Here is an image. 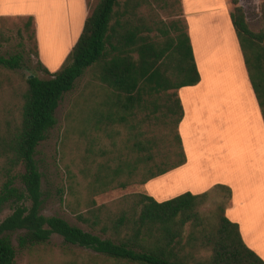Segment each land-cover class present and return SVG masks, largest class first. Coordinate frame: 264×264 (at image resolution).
<instances>
[{
	"label": "trees",
	"instance_id": "1",
	"mask_svg": "<svg viewBox=\"0 0 264 264\" xmlns=\"http://www.w3.org/2000/svg\"><path fill=\"white\" fill-rule=\"evenodd\" d=\"M260 1L264 19V0ZM230 2V22L264 123V31L251 32L240 1ZM163 4L171 10L169 22L155 17L151 8L147 15L141 13L150 5L148 0H99L58 69L50 72L39 60L50 79H26L17 119L0 126V206L9 203L12 210L0 222V264H15L16 252L5 234L17 231L24 232L18 237L22 247L47 245L56 235L64 245L85 252L92 264H264L244 244L238 225L225 216L231 199L226 186L216 184L200 194L185 192L161 202L145 193L102 205L91 198L126 188L140 173L138 183L145 185L186 163L178 133L183 118L178 91L196 86L200 76L187 24L181 20L180 0ZM32 21L26 18L25 32ZM29 38L39 57L34 31ZM22 61L20 53L0 54V68L7 71L20 69ZM89 70L96 72L103 93L90 95L85 120L94 130L102 125L111 144L101 151L104 160L84 187L87 197L78 203L82 210H71L84 230L40 213L41 173L34 155L57 123L54 114L63 95ZM151 119L170 135L164 153L157 149L155 138L144 137L142 127ZM113 123L127 130L118 142L107 131ZM73 179L70 176L67 185L71 194ZM218 191L226 205L217 207V221L209 224L199 208Z\"/></svg>",
	"mask_w": 264,
	"mask_h": 264
},
{
	"label": "rangeland",
	"instance_id": "2",
	"mask_svg": "<svg viewBox=\"0 0 264 264\" xmlns=\"http://www.w3.org/2000/svg\"><path fill=\"white\" fill-rule=\"evenodd\" d=\"M55 1L56 0L4 1L7 7L12 11H23L28 8L37 14L39 13L40 16L38 18L31 13L10 14V12L7 11L5 16L0 17V54L7 57L20 53L23 56L20 69L16 71H7L0 68V126L2 127L6 122L12 123L18 117L21 106L20 96L25 89L26 79L29 76H35L42 80L50 79V76L40 69V59L34 53V41L29 38L31 31L35 33L38 53L39 31L43 58L50 67H55L61 59L62 54L69 49L72 42L75 40L76 34L82 23L81 20H84L91 13L99 0H82L79 15V12H75V10L78 11L79 8L73 0ZM164 1L167 2V0H148L150 5L142 7L141 13L147 15L148 10L151 8L155 17L169 22L173 19L172 13L169 7L163 4ZM184 1L187 7L186 9H188L186 12L199 9L201 11V9L204 8L208 9L207 6L213 5L214 3L213 0ZM239 1L245 11L249 30L255 34L264 31V19L261 15V1ZM175 12L179 13L180 9L177 7ZM27 17H32L33 19L29 32L23 30V24ZM183 19L185 20L184 16L181 17V20ZM199 27L200 26H198V28ZM206 29L210 28L207 27ZM206 29L203 28V30ZM43 65L46 67L44 63ZM213 70V72L204 70L202 87L201 89L192 91L194 92V96L202 101L206 98H213V106H217V111L211 108L212 112L210 118L215 120L217 117L225 119L227 116L231 117L238 125H241V118L239 119L238 116L242 114L244 105L242 102H239L241 94L237 89L238 82L233 78L234 72L224 73L220 68ZM95 73L96 72L92 70L87 71L75 82L73 89L63 95L54 114L57 123L48 131L45 140L39 143L34 155V160L41 173L43 203L40 213L44 216L60 217L71 225L80 227L84 230H87L86 227L75 220L74 216L71 214V210H82L78 207V203H82L87 197L84 192V187L90 181V175L93 174L98 163L104 160V158L99 157L101 151L109 150L111 144V140L108 139L107 135L100 129L102 125H99L98 130H94L91 124L85 120L84 116L89 108L86 102L90 95L96 91L98 93L100 91L103 93V87L95 79ZM219 76L222 77V81L218 80ZM217 82L224 85L220 86ZM226 83L233 88H226ZM185 98L188 99L187 96ZM212 122V124L208 123V138H210L212 134H216L214 130V121ZM142 130L145 138L156 139L159 152L164 153L167 150L170 135L168 130L161 123L151 119L143 125ZM107 131H109L112 138L116 139L117 142L127 136L125 127L117 123L111 124ZM232 135L229 139L232 150L237 152L238 149L241 150L250 146L248 137H240L239 135L233 137ZM217 164V167L223 171V175L222 172L220 174L223 180L229 178L237 180V173L233 176L227 175L226 162L223 163L221 159ZM185 172V174L179 173L181 175H173L179 178L183 183L171 188L164 187L162 184L163 180L157 181L149 186L140 185L138 182L143 175V173H140L126 188L112 189L105 193H98L91 198L96 205H102L111 203L125 195L145 193L156 201H164L181 194L177 193V191H183L184 187L197 188L196 184L201 180L199 177V170H197L192 163ZM70 176H74L73 185L75 190L72 191V194L67 189V185L72 182ZM209 177L210 176H208V178ZM159 179L161 178H158V180ZM16 186L21 188L19 182L16 183ZM169 195L172 196L168 197ZM222 195V191L212 193L199 208L200 214L206 218L209 224L216 223L217 219L215 214L218 213L216 209L225 204L223 203ZM11 213L12 210L9 203L1 205L0 222ZM23 233V231H17L5 234L10 239L15 249V264H92L89 263V257L85 252L64 245L62 239L56 235L52 236L47 245L35 246L33 248L28 245L22 247L19 245L18 237L22 236Z\"/></svg>",
	"mask_w": 264,
	"mask_h": 264
},
{
	"label": "crops",
	"instance_id": "3",
	"mask_svg": "<svg viewBox=\"0 0 264 264\" xmlns=\"http://www.w3.org/2000/svg\"><path fill=\"white\" fill-rule=\"evenodd\" d=\"M4 1L0 0V17L5 16L7 11L10 14L31 13L38 18L40 16L39 13L37 14L28 8L23 11H12ZM73 1L79 8L78 11L75 10V12H79V15L82 0ZM180 2L188 27L194 60L200 76V81L196 86L184 87L178 91L183 109V118L179 124L178 133L181 137L186 163L158 177L161 179L155 178V180L153 179L145 185L149 186L160 180H163L162 184L166 188L180 185L183 182L173 175L185 174V170L193 163L195 168L199 170V177L201 178L199 183L196 184L197 188L184 187L183 191H177V193L200 194L216 184L228 187L231 191V199L225 211V216L229 221L238 225L244 244L264 261V123L230 22L232 5L230 0H213V5H208V9L186 12L188 9H186L185 1L181 0ZM84 20H81L82 23L75 40L69 49L62 54L55 67H50L43 58L41 37L38 31V56L40 61L46 65V68L48 67L52 72L58 69L75 43ZM198 26L200 27L198 28ZM207 27L210 29H206ZM203 28L206 30H203ZM219 68L224 73L234 72L233 78L238 82L237 89L241 94L239 102L244 105L242 114L238 116L239 119L241 118V125H238L231 117L227 116L225 119L217 117L215 120L210 118L211 108L217 111V106H213V98H206L202 101L199 98L197 99L194 92H192L201 89L204 81V70L213 72V69ZM218 78L222 81L221 76ZM223 80L226 82L224 78ZM217 84L224 85L220 82H217ZM225 87L233 88L231 85L228 86L227 83ZM185 95L188 99L185 98ZM215 102L217 104L216 100ZM212 121H214L216 134H212L208 138V123L212 124ZM231 135L233 137L235 135L248 137L250 146L241 150L238 149L237 153L231 149L229 142ZM221 159L223 163L226 162L227 175L233 176L237 173V180L230 178L223 180L220 176L221 172L223 175V171L217 167V163ZM208 176L210 177L208 178ZM170 196L172 195L168 197Z\"/></svg>",
	"mask_w": 264,
	"mask_h": 264
}]
</instances>
